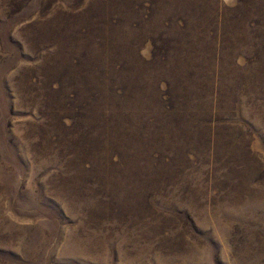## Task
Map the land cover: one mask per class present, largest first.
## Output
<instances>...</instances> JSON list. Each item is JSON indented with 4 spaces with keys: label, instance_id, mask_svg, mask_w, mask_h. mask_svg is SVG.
<instances>
[{
    "label": "rangeland",
    "instance_id": "374dc122",
    "mask_svg": "<svg viewBox=\"0 0 264 264\" xmlns=\"http://www.w3.org/2000/svg\"><path fill=\"white\" fill-rule=\"evenodd\" d=\"M0 264H264V0H0Z\"/></svg>",
    "mask_w": 264,
    "mask_h": 264
}]
</instances>
